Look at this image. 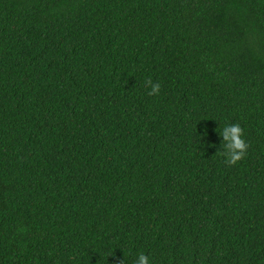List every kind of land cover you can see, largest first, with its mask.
Segmentation results:
<instances>
[{"label": "trees", "instance_id": "1", "mask_svg": "<svg viewBox=\"0 0 264 264\" xmlns=\"http://www.w3.org/2000/svg\"><path fill=\"white\" fill-rule=\"evenodd\" d=\"M140 253L264 264V0H0V264Z\"/></svg>", "mask_w": 264, "mask_h": 264}, {"label": "clouds", "instance_id": "2", "mask_svg": "<svg viewBox=\"0 0 264 264\" xmlns=\"http://www.w3.org/2000/svg\"><path fill=\"white\" fill-rule=\"evenodd\" d=\"M145 86L150 88L148 95L159 94L161 85L159 82H153L151 78L145 81ZM217 131V130H216ZM219 134L222 136L221 145L225 150L222 154L226 157L225 163L228 166L236 165L247 154L250 144L245 139L243 127L239 123L228 124ZM113 264H124V259H115ZM134 264H150L149 257L140 253Z\"/></svg>", "mask_w": 264, "mask_h": 264}]
</instances>
